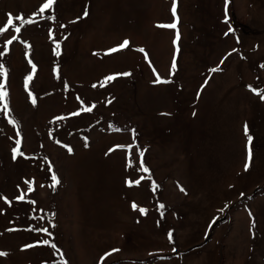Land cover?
I'll use <instances>...</instances> for the list:
<instances>
[{"label":"rangeland","instance_id":"obj_1","mask_svg":"<svg viewBox=\"0 0 264 264\" xmlns=\"http://www.w3.org/2000/svg\"><path fill=\"white\" fill-rule=\"evenodd\" d=\"M44 3L0 0V264H264V0Z\"/></svg>","mask_w":264,"mask_h":264},{"label":"snow or ice","instance_id":"obj_2","mask_svg":"<svg viewBox=\"0 0 264 264\" xmlns=\"http://www.w3.org/2000/svg\"><path fill=\"white\" fill-rule=\"evenodd\" d=\"M228 2L229 0H225V22H227V5H228ZM55 3V0H46V3L43 4V6L40 8V12L43 13L46 9H50L53 7V4ZM172 14L173 16L175 17L176 16V4L175 2L173 3L172 5ZM88 13H87V10L85 11L84 15L86 16ZM53 17H49V19H52ZM17 19H21V22L22 24H31V23H34V21L32 20H24L23 18H20V17H17ZM13 24V20L11 17H9V19L7 20V25H12ZM164 27H168V28H176V24L175 23H171V24H168V25H164ZM4 29L0 28V32H2ZM17 32L20 31V28H17L16 29ZM229 31H232L231 28H229ZM225 35H228V33H225ZM179 38V35L177 34V39ZM129 45V41L127 40H124L119 46L118 48H112L110 49L109 51L110 52H116L118 51L119 49H123V48H126L127 46ZM57 48H59V44L56 45ZM141 51H143V49H141ZM57 55H59V53L57 52L56 53ZM221 63H223V60H221ZM176 65H175V60H173V64H172V68L173 70L175 69ZM219 67H214V68H211L210 71L215 73L217 71H219ZM124 75H128L127 73H124ZM0 76H6V73L4 72V66L2 64H0ZM114 77L112 76H109L107 77V80H111L113 79ZM32 77L29 76L25 79V87L27 88L28 86V82L29 80H31ZM157 82H162V81H159V78H157ZM163 82H166V81H163ZM205 83H207V81H205ZM4 87L5 85L3 83H0V103H2L5 98L7 97V92L4 91ZM95 87V85H94ZM258 95H261V98H264V93H257ZM31 95V94H30ZM4 107H7V104H4ZM244 132H245V135L247 137V159L248 161H251V158H252V151H251V144H252V141H253V137L249 134V131H248V127L247 125H245V128H244ZM16 144L19 145L20 144V141L17 140L16 141ZM71 149H69L70 151ZM16 154H17V149H13V158L15 159L16 158ZM143 152H140V156L143 157ZM249 164L246 163L245 164V169L247 170ZM141 170L143 172H148L149 170L143 165V161H141ZM51 180L53 181V184L51 185L52 187L55 186V184L59 183V180L58 178L53 174L51 176ZM138 183V181H137ZM32 188L30 187L29 188V191H31ZM183 191V189H181ZM20 199H23V197H20ZM159 208L162 210L164 208V205H160ZM133 209L136 210L137 209V206L135 204H133ZM139 211L143 214V213H146V210L145 209H139ZM54 227V225H53ZM30 230H36V231H41L47 235H50V233L48 232V229L47 228H43V229H30ZM168 237H169V240L171 241L172 240V233L169 232L168 233ZM42 243L43 245H49L50 244V241L45 239V240H42V241H38L37 244H40ZM32 246H35V245H26L25 247H32ZM51 247L53 249L56 248L55 244L52 243L51 244ZM113 251H117V250H113ZM3 255H6V253H3V252H0V256H3ZM108 255V254H106ZM103 259V258H102ZM61 264H67L66 261H64L63 259H61Z\"/></svg>","mask_w":264,"mask_h":264},{"label":"trees","instance_id":"obj_3","mask_svg":"<svg viewBox=\"0 0 264 264\" xmlns=\"http://www.w3.org/2000/svg\"><path fill=\"white\" fill-rule=\"evenodd\" d=\"M234 24H235L238 28H241V29L244 28V27H243L241 24H239L237 21H234Z\"/></svg>","mask_w":264,"mask_h":264}]
</instances>
